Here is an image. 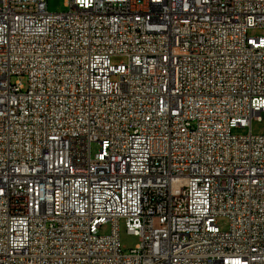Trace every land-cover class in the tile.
<instances>
[{"label":"built area","instance_id":"2783aa9c","mask_svg":"<svg viewBox=\"0 0 264 264\" xmlns=\"http://www.w3.org/2000/svg\"><path fill=\"white\" fill-rule=\"evenodd\" d=\"M48 1L0 0V264H264V0Z\"/></svg>","mask_w":264,"mask_h":264},{"label":"rangeland","instance_id":"374dc122","mask_svg":"<svg viewBox=\"0 0 264 264\" xmlns=\"http://www.w3.org/2000/svg\"><path fill=\"white\" fill-rule=\"evenodd\" d=\"M68 0H49L48 1V10L51 13L65 12L68 8L65 6ZM251 37H259L262 35L261 30H252L249 34ZM113 65H120L126 63V59L123 57H115L112 59ZM26 83V80L24 79ZM249 128L239 129L233 131L235 135H247L249 134ZM252 134L254 136H264V114L262 115L261 121L254 120L252 122ZM98 150V146H93V152L95 153ZM217 225L221 231H227L229 229L230 221L228 218L218 219ZM100 235H109L111 233L110 225H106L99 230ZM120 244L122 250L125 254H129L131 250L136 249V247L141 243L140 238L130 235L127 231L124 221L120 224Z\"/></svg>","mask_w":264,"mask_h":264}]
</instances>
